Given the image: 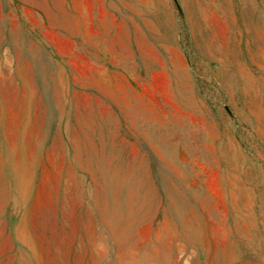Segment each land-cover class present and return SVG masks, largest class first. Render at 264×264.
<instances>
[{"label":"rangeland","instance_id":"1","mask_svg":"<svg viewBox=\"0 0 264 264\" xmlns=\"http://www.w3.org/2000/svg\"><path fill=\"white\" fill-rule=\"evenodd\" d=\"M0 264H264V0H0Z\"/></svg>","mask_w":264,"mask_h":264}]
</instances>
